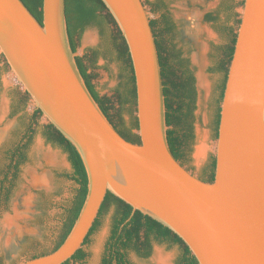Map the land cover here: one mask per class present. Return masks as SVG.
<instances>
[{
    "label": "water",
    "instance_id": "water-1",
    "mask_svg": "<svg viewBox=\"0 0 264 264\" xmlns=\"http://www.w3.org/2000/svg\"><path fill=\"white\" fill-rule=\"evenodd\" d=\"M129 49L139 143L126 140L89 92L67 34L65 0H0V55L34 110L78 150L89 179L63 244L22 264H65L83 247L108 193L183 240L199 264H264V0H244L221 102L212 182L173 155L164 83L143 0H102ZM10 110L8 102L5 104ZM197 162H201L196 155ZM16 211V210H15ZM129 221V220H128Z\"/></svg>",
    "mask_w": 264,
    "mask_h": 264
},
{
    "label": "rangeland",
    "instance_id": "rangeland-1",
    "mask_svg": "<svg viewBox=\"0 0 264 264\" xmlns=\"http://www.w3.org/2000/svg\"><path fill=\"white\" fill-rule=\"evenodd\" d=\"M143 2L151 20L156 21L155 28L158 35L161 34L162 29L161 17L164 14L169 15L174 30L170 35L161 36L160 40L185 61L193 76L195 95L190 105L187 127L183 131L189 134L186 140L188 153L185 167L194 175L205 177L215 157L218 138L214 121L216 100L223 78L218 64L223 59L224 49L229 44V32L232 28L238 31L239 27L234 23L235 19L240 20L239 12L244 6V0H229L231 5L236 7L234 13L239 14L230 21H226L225 14L221 10L225 0H143ZM206 14L212 19L208 18L202 23ZM192 16L200 18V27L205 29L200 41L207 48V64L204 69L209 86L207 92L199 82V69L194 60L195 17ZM216 23L225 25L226 34L217 30ZM108 32L112 39L116 35L115 26L110 25ZM90 34L93 35V41L87 40ZM76 43L75 56L84 59L88 72L93 76L92 84L95 90L101 97L111 100L114 107L112 113L116 116V120L117 117H121L129 124L132 118H137V109L130 105L122 106L119 102L126 73L125 65L119 58L114 43L110 39L103 38L98 26L86 28L76 36ZM5 66V59L0 55V173L9 162L6 152L14 140L13 132L19 127L21 116V114L11 116L10 110L5 115L6 102L11 104V91L17 88L22 90L12 76L10 68L5 69ZM33 110V104L30 103L26 111L33 113ZM39 124L44 126L47 123L42 117ZM132 132L137 135V129H133ZM202 143L206 144L207 153L204 158L199 159L201 161L199 163L196 155ZM72 174L73 169L68 155L60 147L48 143L39 131L25 150V160L19 167L9 200L7 202L0 200V264H22L42 253L53 252L66 219V211L78 189L70 178ZM3 180L4 177L0 174V187ZM114 213L115 207H111L100 217L97 228L83 247L85 260L81 262L73 260L70 264H102L111 235ZM8 219L16 226L12 232L7 231ZM9 238L16 243V253L10 250ZM180 254L178 246L153 241L149 256L129 251L128 258L133 264H178Z\"/></svg>",
    "mask_w": 264,
    "mask_h": 264
},
{
    "label": "trees",
    "instance_id": "trees-1",
    "mask_svg": "<svg viewBox=\"0 0 264 264\" xmlns=\"http://www.w3.org/2000/svg\"><path fill=\"white\" fill-rule=\"evenodd\" d=\"M36 19L43 24V0H22ZM229 0H225L221 5L226 21L237 18L239 14L234 13L235 5L229 4ZM67 34L70 47L73 53L77 52L76 36L81 34L90 26H98L101 29L102 36L105 40L110 39L114 43L119 58L125 65L126 78L122 85V93L119 94V102L122 106H137V91L135 83L134 69L126 41L120 32L114 18L105 6L102 0H65ZM243 5V4H242ZM240 20L235 19V25L239 27ZM113 25L116 29V35L111 39L109 36V26ZM161 34L156 31V21L151 20V26L156 38L159 52L160 64L162 69V77L164 83V94L166 103V123L169 127L167 132L168 143L170 149L178 161H182L185 165L187 156V139L189 134L183 133L187 127V120L190 115V105L195 95V87L193 76L191 75L185 61L181 60L179 55L171 51L164 45V41L160 40L161 36L172 34L174 25L168 14L161 17ZM219 32L226 34L227 30L224 24L216 23ZM237 32L232 28L229 32V44L224 49L223 59L218 64L223 78L219 86V94L216 100L215 127L218 137V129L220 124L221 102L223 100L229 65L231 63ZM3 59L4 57L1 56ZM6 62V60H5ZM77 68L85 81V84L94 100L99 104L101 110L115 129L128 141L139 143L140 138L132 132L138 129L137 118H132L129 124L125 123L121 117H117L112 113L114 107L109 98L101 97L92 84L93 76L88 72V66L84 59L76 57ZM9 68L6 62L5 69ZM10 115L19 118V127L13 132V138L10 148L6 152L8 163L1 169L4 177L0 187V200L7 202L9 200L11 190L14 187V181L18 176L19 167L25 160V150L31 144L34 136L41 131L43 137L48 143L60 147L69 158L72 165L73 174L71 180L78 186L76 194L70 202V207L66 211V219L62 226V231L53 251L57 250L65 241L72 227L74 226L80 212L84 206L88 195V174L84 162L75 148V146L52 124L47 123L42 126L39 120L43 117L40 110L33 113L26 111L31 103L30 95L19 88L12 90L10 93ZM209 170L215 174L216 158L214 157L210 163ZM11 177V178H10ZM212 178L208 182H212ZM111 207H115V213L112 221L111 235L107 244V250L103 257L102 264H133L128 258L129 251H135L142 256H149L152 248V242L167 243L180 248L181 254L178 258V264H199L197 259L192 255L188 246L174 234L170 229L166 228L159 222L153 220L149 216H145L141 212H136L133 216V208L120 200L111 193H108L102 205L99 217L97 218L89 237L95 231L99 224L100 217L108 212ZM129 220V221H128ZM42 253L33 258L45 255ZM86 255L81 249L70 261L81 262L85 260Z\"/></svg>",
    "mask_w": 264,
    "mask_h": 264
},
{
    "label": "bare ground",
    "instance_id": "bare-ground-1",
    "mask_svg": "<svg viewBox=\"0 0 264 264\" xmlns=\"http://www.w3.org/2000/svg\"><path fill=\"white\" fill-rule=\"evenodd\" d=\"M196 12V11H195ZM197 13V12H196ZM187 17V16H186ZM193 17V16H192ZM195 17V16H194ZM193 17V18H194ZM199 19L197 16L195 17V23H193V29H194V35H193V40H195V47H196V53L194 54V60L198 66V78H199V82L201 84V86L206 90V92L208 91V81L206 76L204 75V69L206 68V64H207V60H206V46L203 42L200 41L201 35L203 33H205V29H201L200 27V23H199ZM93 35H89L88 39L89 41H93ZM207 153V148H206V144L202 143L201 146L198 147V152H197V158H204L205 155ZM6 227H7V231H13V229H15V224L12 220H7L6 221ZM12 227V229H10ZM10 232V233H11ZM7 236V235H6ZM8 238V237H7ZM11 238V237H10ZM8 239L10 240L9 242V247L10 250L14 253H16V243L15 241H13L12 239ZM158 263V262H157Z\"/></svg>",
    "mask_w": 264,
    "mask_h": 264
},
{
    "label": "flooded vegetation",
    "instance_id": "flooded-vegetation-1",
    "mask_svg": "<svg viewBox=\"0 0 264 264\" xmlns=\"http://www.w3.org/2000/svg\"><path fill=\"white\" fill-rule=\"evenodd\" d=\"M212 19V17L209 15L208 17V14H206L204 17H203V21L202 23L206 22V19ZM228 47V46H227ZM181 164L183 165L182 161H180ZM185 166V165H183ZM200 179L204 180V181H210L212 178L215 177V174L213 172H211L210 170L208 171V174L204 177V176H198Z\"/></svg>",
    "mask_w": 264,
    "mask_h": 264
}]
</instances>
